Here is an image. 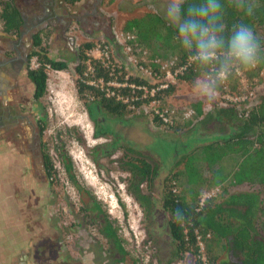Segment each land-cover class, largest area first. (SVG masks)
<instances>
[{
  "label": "rangeland",
  "instance_id": "obj_1",
  "mask_svg": "<svg viewBox=\"0 0 264 264\" xmlns=\"http://www.w3.org/2000/svg\"><path fill=\"white\" fill-rule=\"evenodd\" d=\"M14 1L25 14H29L34 8H43V3L41 4L39 0ZM168 4L169 0H80L74 6L66 4L62 10L74 15L70 27L67 26L65 32L61 33L60 25H57V29L54 27L53 31L46 27L40 29V36L44 40L48 55L54 59L64 60L67 66L65 69H57L58 71L50 69L47 90L39 100L33 98L34 86H30V82L27 87V92L32 91L30 95L21 96L18 88L14 90L13 96L20 97L21 102L25 104L23 109L33 114L32 123L27 121L28 132L31 129L30 124L35 125V118L43 114L44 120L41 124L44 131L40 140L54 171L51 176L47 170L45 173L37 155L36 158L33 157L30 167V161L26 156L17 154L10 144L1 142V245L5 238H15L19 241L22 235L25 242L29 241L27 247H30V254L38 249L42 255L37 257L39 260H34L36 255L32 254L34 264H197L196 257L190 252L177 254L169 226L171 216L164 209L163 197L166 185H169L173 165L180 156L192 152L201 143L204 144L205 138L223 137L229 131L226 125L212 115L220 108L218 97L213 94L209 98L201 91L204 83H210L212 87L213 83L205 74L191 82L175 80L172 90L166 93L160 106L180 110L201 101L203 112L199 117L189 121H184L178 116L174 127L159 124L153 114L156 106L150 103L137 108L140 113L131 114L137 110L130 108L126 111L127 116L131 115L129 119L133 124L140 128L135 136H131L136 140L134 147L139 149L138 151H143L145 155H153L156 160L159 157L164 159V150L170 151L172 162L171 170L164 175L165 180L162 179L164 183L158 180L152 184L147 181L141 183L142 192L148 195L142 204L136 194L130 191L133 184L130 181L131 175L120 163L119 165L113 163L115 157L113 158V153L110 154L106 147L107 140L94 136L87 102L80 97L76 81L75 66L79 61L80 45L86 42L95 44L115 40V33L126 30L127 20L150 11L158 12L174 23L166 16ZM66 20L68 21V18ZM0 33H3L1 18ZM67 36L72 37L73 47ZM116 49L115 58L124 65L128 63L126 66L134 73L135 70L131 67L122 47L117 45ZM32 51L33 48L30 49V54ZM30 58L26 65L28 69ZM247 85L256 95L254 101L259 102L264 95V79L247 78ZM214 90L213 87V92ZM233 90L242 94L246 92L244 87L240 91L238 88ZM153 147L161 149L153 150ZM63 150L72 158L81 184L91 191L101 205L102 215L106 213L111 219H115L123 245L129 252L126 260H120L121 256L114 253L112 245L100 231L95 209L90 207L89 202L84 201L70 181L61 160ZM175 152L177 155H174ZM116 155H120V152ZM25 165L30 167V171L26 176H22V168ZM231 188L232 191L247 189ZM177 190L181 192L182 186L179 185ZM221 192L222 188L218 186L204 191L201 196L208 197L211 194L215 196ZM260 194L264 198L263 189L260 190ZM6 195L10 198L8 199ZM9 203V210H6ZM2 250L11 249L9 246H3ZM201 251L205 264H208V251L202 241Z\"/></svg>",
  "mask_w": 264,
  "mask_h": 264
},
{
  "label": "trees",
  "instance_id": "obj_2",
  "mask_svg": "<svg viewBox=\"0 0 264 264\" xmlns=\"http://www.w3.org/2000/svg\"><path fill=\"white\" fill-rule=\"evenodd\" d=\"M65 1L74 6L80 0ZM190 4L191 0H186V7ZM220 4L222 35L227 38L236 27L246 24L253 29L260 44V58L254 68L244 69L239 65H232L224 79L216 78L223 62V53L213 63L201 64L195 58V49H188L183 45L175 23L158 12L150 11L127 20L125 29L136 31L138 42L142 47L150 49L151 57H176L178 66L187 64L183 73L177 75L178 80L191 82L202 74H209L211 80H214L212 83L215 89H222L225 83L231 92L237 88L240 91L242 85L238 86L241 83L237 68L246 73L248 79H264V74L261 75V71H264V0H220ZM0 5L3 32L11 35L21 33L24 19L14 0H0ZM40 33L34 36L30 57L38 55L41 65L36 69H28V76L35 86L36 100L45 94L48 87L46 64L56 69H65L67 66L64 60L48 55ZM92 46L93 42L80 45L79 61L75 66L78 93L88 106L90 103H97L110 114L122 115L126 114L131 103L137 109L143 102H150L151 99H130L123 102L108 98L95 86L83 82L82 77L89 59L87 51ZM93 62L97 68V76L107 78L108 73L101 64L96 60ZM131 81L140 82V79L133 78ZM172 88L173 84L161 94L166 95ZM123 89L125 94H130L129 88ZM202 105L201 101L193 105L198 115H202ZM212 115L227 126L228 133L213 141L201 143L192 152L182 155L173 167L169 185H166L163 206L171 216L169 226L177 254L190 252L196 257L197 264H205L201 251L202 241L208 251V264H264V198L260 194L261 189L264 191V95L256 105L220 107ZM154 118L161 124L157 116ZM138 158L128 155V164L133 172L130 191L144 203L148 195L142 192L140 185L145 181L152 184L157 169L147 160L146 155L144 161ZM48 160L46 157V170L51 176L53 164ZM61 160L70 181L84 201L95 209L100 231L112 245L114 253L121 256L120 260H126L129 252L123 245L115 219H111L106 213L102 215L101 205L79 181L74 162L65 150L61 152ZM179 185L182 186L181 192L177 190ZM218 186L222 188L220 194L201 196L204 191ZM229 186L247 189L232 191Z\"/></svg>",
  "mask_w": 264,
  "mask_h": 264
},
{
  "label": "built area",
  "instance_id": "obj_3",
  "mask_svg": "<svg viewBox=\"0 0 264 264\" xmlns=\"http://www.w3.org/2000/svg\"><path fill=\"white\" fill-rule=\"evenodd\" d=\"M120 45L123 52L127 54L130 60L131 67L135 72L129 71L128 63L125 65L120 63L115 58V45ZM89 59L87 60V69L82 77L83 82L93 85L103 93L105 97L114 98L123 102L131 100L151 99V105H155L153 114L161 121V124L166 126H174L177 117L182 120L189 121L199 117L197 109L193 106L185 107L180 110L174 107H161L160 102L165 94L161 92L170 88L177 79V75L183 73L186 65H177V59L162 60L160 57H151L147 48H144L138 42V34L135 30H122L120 33H115V40L101 41L93 44L92 48L87 51ZM193 59V58H191ZM30 69H36L41 65L38 55H33L31 58ZM94 60L98 61L101 66L107 71V78L97 76V68ZM50 69L58 71L50 64H46V72L50 73ZM237 75L240 77L242 88L246 89L245 93L231 92L230 88L224 83V87L219 90L215 89L214 94L220 100V107H228L232 105L241 106L256 105L259 102L254 101L256 95L254 91L248 89L247 77L240 69H236ZM264 71H261V75ZM211 82V76L206 75ZM133 78L140 79V82L131 81ZM129 88L130 94H125L123 88ZM143 102V106L147 104ZM128 108L135 109V104H129ZM141 108V106L139 107ZM212 195V194H211ZM211 195H208L211 196ZM204 198L202 199L203 203Z\"/></svg>",
  "mask_w": 264,
  "mask_h": 264
},
{
  "label": "flooded vegetation",
  "instance_id": "obj_4",
  "mask_svg": "<svg viewBox=\"0 0 264 264\" xmlns=\"http://www.w3.org/2000/svg\"><path fill=\"white\" fill-rule=\"evenodd\" d=\"M39 1L41 4L43 3V7L45 6L48 9L45 13L44 21L59 18L56 13V10L60 8L59 3L62 2V5L66 3L64 2L65 0ZM42 21L43 20L41 18L38 23H32L31 27H26L27 30H32L35 25L43 23ZM32 32L31 40L33 43L35 34ZM17 53L18 56L16 58L6 59L5 61L0 62V71L4 70L5 73L8 71L12 72V75L15 77L18 75L19 70L27 65L28 59L30 57V51L26 44H21L17 47ZM18 88L19 85L17 84H8V88H4V90L3 88H0V144L1 142L10 144L14 152L19 155L26 156L30 161V167H32L33 157L36 158L37 155L38 160L41 161L43 170L45 169L46 173V153L43 150V142L40 140V137L44 131V127L41 124V122H43L44 120V116L43 114H40L38 118L36 117V124H30L31 129L28 132L26 125L29 124V122L32 123L31 121L33 114L32 112L23 109V106L25 104L21 102V100L19 99L20 97H18L17 95L13 96L14 90H17ZM86 106L88 108L87 111L92 121L94 136L100 139L104 138L107 140L106 147L107 149H109L110 154L113 153V158L115 157L113 163H115L116 165H119L120 163L122 166H124V169L131 175H129L131 177V181L133 178V172L130 170V165L128 164V155H135L143 161L145 158V153L143 154V151H138L139 149L137 150V148L134 147L136 144V140L135 138L131 137L135 136L134 134L138 133L140 128L135 126L131 119H129V116L131 115L127 116V114H110L109 112L101 108L97 103H90L89 106ZM136 110L137 111H132L131 114H133L134 112L140 113L138 109ZM22 122H24V124H22ZM154 149L160 150L161 148L153 147V150ZM33 151H35V153ZM117 152H120V155H116ZM33 153L35 154V156ZM169 153L170 151L167 152V150H164V159H161L159 157L158 160H156L153 155H146L147 160L152 163L153 166H155V168L157 169V174L154 177L153 181L158 180L160 183H164V175H167V173H169V171L171 170L170 168L172 167H170V165H172V162L170 161ZM174 155H177L176 152L174 153ZM30 167H27L25 165L22 168V176L27 175V173L30 171Z\"/></svg>",
  "mask_w": 264,
  "mask_h": 264
},
{
  "label": "clouds",
  "instance_id": "obj_5",
  "mask_svg": "<svg viewBox=\"0 0 264 264\" xmlns=\"http://www.w3.org/2000/svg\"><path fill=\"white\" fill-rule=\"evenodd\" d=\"M166 16L175 23L183 45L195 49V58L201 64H211L223 53V62L216 73L217 79L226 78L232 65L244 69L257 65L260 44L251 27L242 24L227 38L222 35L220 0H191L187 7L186 0H169ZM201 91L209 98L214 94L210 83H204Z\"/></svg>",
  "mask_w": 264,
  "mask_h": 264
},
{
  "label": "crops",
  "instance_id": "obj_6",
  "mask_svg": "<svg viewBox=\"0 0 264 264\" xmlns=\"http://www.w3.org/2000/svg\"><path fill=\"white\" fill-rule=\"evenodd\" d=\"M15 2V1H14ZM66 2V1H64ZM16 4V3H15ZM67 3H64L62 5V2L59 3L60 8H58L56 10L57 16L59 18L56 19H50V20H45V13L48 10L47 7H43L41 9H37L34 8L32 9V11H30L29 14H25V12L23 13V11H21V9L19 8L23 19H24V25L22 27V32L19 34H6V33H0V62L1 61H5L6 59H14L18 56L17 53V47L20 46L21 44H26L28 46V49L30 51V49L32 50L33 48V43L31 40V32L34 33L35 35L38 34V32H41L40 29L46 27L49 29H52L56 27L55 29H57V25H60L62 27L61 29V33L65 32V30L67 29V26L70 27V23L71 21H73V13H66V11H62L64 10V6ZM68 12V11H67ZM42 18V22L39 25H35L34 28H32V30H27V26L31 27V24H36L40 21V19ZM66 18H68V21L66 20ZM37 21V22H36ZM52 27V28H51ZM45 28V30H46ZM48 30V29H47ZM55 32V31H54ZM56 33V32H55ZM66 36V35H64ZM68 41L71 40V47H73V40L72 37H68L67 36ZM20 44V45H19ZM115 47L117 48V44L115 45ZM30 82V86H34V83L31 81V79L28 76V69L27 66L23 67L22 69L19 70L18 75L15 77L12 75V72H6L4 70L0 71V88L4 90V88H8V84H17L19 85V89H20V95H27V94H31V92H27V87H28V83ZM6 197L9 199L10 196L6 195ZM9 205L6 207V210H9ZM7 214V213H6ZM24 230H22L23 232ZM21 232V234H22ZM2 240V239H1ZM2 241H0L1 243ZM19 242V243H18ZM29 241L25 242L23 240V237L21 235V240H17L15 238L13 239H9V238H5L4 239V243L1 245L0 244V263H6L9 262V264H34V262L32 263V256L36 255L34 260H39L37 259L38 256L41 255V253L39 252L38 249H36L35 253L30 254V250L27 247V243ZM18 243V246H17ZM30 244V243H29ZM6 246L11 249L10 251H3L2 247ZM17 246V247H16ZM40 253V254H39ZM33 254V255H32ZM42 256V255H41ZM33 260V261H34Z\"/></svg>",
  "mask_w": 264,
  "mask_h": 264
},
{
  "label": "water",
  "instance_id": "obj_7",
  "mask_svg": "<svg viewBox=\"0 0 264 264\" xmlns=\"http://www.w3.org/2000/svg\"><path fill=\"white\" fill-rule=\"evenodd\" d=\"M219 138L218 136H210V137H207L203 140V142H210V141H213L215 139ZM189 144V143H188Z\"/></svg>",
  "mask_w": 264,
  "mask_h": 264
}]
</instances>
